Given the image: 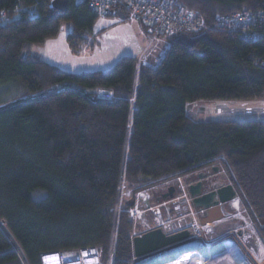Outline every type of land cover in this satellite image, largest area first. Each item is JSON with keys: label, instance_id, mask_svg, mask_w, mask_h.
I'll return each instance as SVG.
<instances>
[{"label": "trees", "instance_id": "trees-1", "mask_svg": "<svg viewBox=\"0 0 264 264\" xmlns=\"http://www.w3.org/2000/svg\"><path fill=\"white\" fill-rule=\"evenodd\" d=\"M89 1L62 12L51 0H0L11 17L0 22V85L16 91L0 101V221L27 263L95 247L104 264H139L129 214L138 194L212 165L227 171L264 245V120L188 113L196 101L264 99V38L177 34L156 69L124 56L107 71L72 73L33 51L65 24L74 52L93 46L99 17ZM180 1L206 18L264 9V0ZM114 13L128 19L124 8ZM0 264H24L1 228Z\"/></svg>", "mask_w": 264, "mask_h": 264}, {"label": "built area", "instance_id": "built-area-1", "mask_svg": "<svg viewBox=\"0 0 264 264\" xmlns=\"http://www.w3.org/2000/svg\"><path fill=\"white\" fill-rule=\"evenodd\" d=\"M89 7L100 18L106 17L115 10L124 8L128 12L130 21L144 26L148 35V43L138 57V69L148 67L156 69L163 61L166 53L172 47V38L181 33L198 34L206 31H222L237 34L245 40H259L264 38V9H242L231 13H216L213 17L206 18L199 12L184 6L180 0H90ZM31 14H34L31 13ZM11 19L6 10L0 11V22L5 23ZM99 97L112 99L114 94L110 91L100 92ZM264 99L248 102L220 101L214 108L218 116H238L233 119H248L246 117L264 114ZM175 196L164 200L161 205H166L173 200L189 202L187 187L179 179L175 185ZM139 198L144 194L139 193ZM147 210L154 212L153 228L170 229L172 222L165 218L158 206L142 208L138 203L129 209L130 216L135 224L144 222ZM205 214V210L201 211ZM203 220L193 218L181 229L190 228L193 238L204 242V237L212 223H202ZM174 229V228H172ZM236 231L244 234L245 229L240 227ZM135 235H140L135 233ZM229 242L232 240H228ZM113 256L111 264H113ZM41 264H104L97 248L89 247L72 252H43L40 255ZM175 262V261H174Z\"/></svg>", "mask_w": 264, "mask_h": 264}, {"label": "crops", "instance_id": "crops-1", "mask_svg": "<svg viewBox=\"0 0 264 264\" xmlns=\"http://www.w3.org/2000/svg\"><path fill=\"white\" fill-rule=\"evenodd\" d=\"M72 31H73V26L70 24H65L62 27L61 32L56 37L46 40L41 45L34 46L33 51L37 55H39L44 61L56 65L61 69H64L72 73H84V72H93V71H107L113 68L117 64V62L124 56H132L138 58L140 53L148 43V35L142 24L130 20H123L121 17L116 16L115 13L97 19L93 28V37L91 39L94 40L93 41L94 45L86 46L79 53H76L71 49L69 42L67 40L68 34L71 33ZM99 34H103L102 39H100L99 45L95 46V43L100 36ZM112 41L114 48L109 49L108 43ZM197 103L198 101L193 102L188 106V113L190 107L192 113L195 111L194 115H191L192 118L197 121L211 120V119H206V120L196 119V111L199 110L205 112V106H202V104H197ZM179 179L186 186L183 177H180ZM210 184L212 183L210 182L209 185ZM228 184H231L229 176H228V183L226 185ZM214 185L216 186L215 187L216 189L222 187L217 182H215ZM188 194H189V202H185V200H173L171 202H168L166 205H161V203H163L164 200L158 201V198H160L158 197L157 198L158 203L152 205L150 202V198L145 197L141 199L138 198L137 203L142 208H149L150 206H158V210L160 211V213L165 218L169 219L172 222V226L170 229L167 228H160V229H162L167 235H170L184 231V229H181L183 227L182 224L189 223L194 217L198 218L199 220H204L207 218L206 213L205 214L201 213L202 210H205L206 212L207 208H205L202 205L196 204L197 206H200L202 208L200 210H195L193 205L195 203L194 198L190 195L189 192ZM171 203H173L174 205L172 206V208H170ZM182 204L186 206L187 208L186 211H181L179 209L181 207L180 205ZM238 206H240L243 210L242 212H244V209L237 196L231 199L230 203L227 204L223 203L221 207L224 215L222 218L214 221L212 225L208 228L207 233L204 237L205 238L204 242H199L194 238L190 239L189 241H193L194 243L197 242L198 246L200 248L202 247V249L212 248L214 254L226 250L227 247L233 250L235 249L238 250L240 254L244 256V258L246 257V255L247 256L249 255L251 260L258 263L262 261L261 260L262 258L259 257L260 256L264 257V245L259 237L256 238L257 252L256 251L254 252L253 248L249 245V243H246L245 240L243 239L242 232L236 231L237 227H234V225L229 226L228 230L222 232L215 231V229L218 228L219 225L229 224L230 223L229 221H231V219L236 220V222L231 221L232 223L238 224V222L240 221L238 218L239 217L238 213L236 212L235 214H233L232 212L227 211V209L229 208L238 209ZM165 208L168 209L169 211H172L171 212L172 214L169 213L165 215L166 212ZM150 211H152L151 220L148 219V214ZM154 215L155 214L153 210L146 211L144 222H138L137 224H135V229L133 232L134 236H136L135 233L140 234L137 236H141L150 230L158 229V228H153ZM231 233H233L235 238L230 239L232 241L229 242L228 241L229 239H226L224 237H226L225 235H229ZM251 233L254 232L252 231ZM191 237L192 236H190V238ZM189 241H185V243H188ZM174 249L176 248H173L171 250H166L165 252H161V253L154 252L148 255H144L139 260V263L160 264L158 263V260H162V259L167 260L165 256H168L171 253V251H173Z\"/></svg>", "mask_w": 264, "mask_h": 264}, {"label": "rangeland", "instance_id": "rangeland-1", "mask_svg": "<svg viewBox=\"0 0 264 264\" xmlns=\"http://www.w3.org/2000/svg\"><path fill=\"white\" fill-rule=\"evenodd\" d=\"M119 17H121V15H119ZM99 35L100 36L97 40L98 42L96 41L95 46L99 45L100 39H102L103 34H99ZM108 47H109V49L114 48L113 47V41L108 43ZM13 88L10 87V85H0V101H4V100L13 98L16 95V91L13 90ZM219 102L220 101H212V100L198 101L197 104H202V106H205V112L199 111V110L196 111V119H199V120H206V119L224 120V119L239 118L238 116H218V115H216L214 113V108L217 104H219ZM194 113H195V111L192 113L191 107H190L189 115L190 116L194 115ZM246 118L264 120V114H257V115L249 116ZM206 173L208 176L207 179L217 182L220 186L226 185L228 183V174H227V171L225 170V168L223 166H214L212 168H207ZM201 174L202 173H200V172L197 173L196 171H194L192 173H188L185 176H183V180L186 184L187 190H188L189 186L192 185L198 179V177ZM179 178H180V176L173 178L171 180H168V181H164L162 183H154L153 185L150 186V188L147 191L141 192L144 194L143 198L149 197L152 205L157 204L158 203L157 198L161 197L167 191L169 186L176 185ZM188 192H189V190H188ZM122 195L128 196V193L126 192V190L123 191ZM193 203H194V201H193ZM227 203H230V201L226 202L225 204H227ZM193 205H194L195 210H200L202 208L200 206H197L195 203ZM172 206H174L173 203H171L170 208H172ZM180 206L181 207L179 209L181 211H186L187 208L184 204H182ZM165 211H166L165 215L169 214V213L172 214L171 213L172 211H169L166 208H165ZM227 211L232 212L233 214H235L237 212L238 216H239L238 218L240 221L238 222V224H235V223H232L231 221L236 222V220L231 219V221H229L231 223V225H230V223L219 225V227L216 228L215 231L216 232H222V231L228 230L229 226H232V225H234V227H237V229H239L240 227H243L245 229V232L243 234V239L245 240L246 243H249V245L253 248L254 252L255 251L257 252V250H256V246H257L256 238H258V235L255 232L256 229H254L255 230L254 231L252 226L250 225L251 222H250L248 215L245 212H242L243 210L240 206H238V209L229 208V209H227ZM148 219L149 220L152 219V211L149 212ZM182 226L184 227L185 224H182ZM187 230L191 233L190 236H192L191 237V239H192L193 238L192 230H190V228H188ZM252 231L254 233H251ZM248 232H249V234H248ZM225 236L226 237H224V238H226V239L235 238L233 233H231L229 235H225ZM229 245H231V244H229ZM165 258L167 260L163 259L165 261L162 264H173V263L177 264V260H181L182 264H264V257H262V256L259 257V258H262L261 259L262 261L257 263V262H254L253 260H251L249 255L248 256L246 255V257L244 258V256H242L238 250H235V249L233 250V249L228 248V247L226 248V250H223L220 253L214 254L212 248L202 249L198 246L197 242L194 243L193 241H189L183 247H177L176 249L171 251V253L168 256H165Z\"/></svg>", "mask_w": 264, "mask_h": 264}, {"label": "water", "instance_id": "water-1", "mask_svg": "<svg viewBox=\"0 0 264 264\" xmlns=\"http://www.w3.org/2000/svg\"><path fill=\"white\" fill-rule=\"evenodd\" d=\"M69 1L70 0H51L50 6L62 12H67ZM201 177L202 175L199 176V178ZM207 182L210 183L211 181L207 179ZM202 185L203 182L200 181L196 184L190 185L188 190L190 195L194 198L195 204L202 205L207 208V218L204 219L202 223H213L223 217L224 213L221 205L233 199L236 196V191L232 184H228L218 189L212 191L208 190L203 193ZM175 191V185L169 186L167 192L158 198V201L173 198L175 196ZM0 228L10 238L15 250L18 252L24 264H28L17 243L10 236L1 221ZM190 239V232L188 230L167 235L162 229L158 228L150 230L141 236H136L134 238V251L137 256H144L154 252L161 253L164 250H171L176 245L185 243V241H189Z\"/></svg>", "mask_w": 264, "mask_h": 264}, {"label": "flooded vegetation", "instance_id": "flooded-vegetation-1", "mask_svg": "<svg viewBox=\"0 0 264 264\" xmlns=\"http://www.w3.org/2000/svg\"><path fill=\"white\" fill-rule=\"evenodd\" d=\"M212 167H214V165L209 166V167H205L203 170H198V171H196L197 173H199V172L202 173V174H201L202 177H201V178L198 177V179H197L193 184H196V183L202 181V182H203V185H202L203 193H204V192H207L208 190H209V191H210V190L212 191V190H215V189H216V188H215L216 186L214 185V183H215L214 181H211V180H210L211 183H212V184H210V185L208 184L209 182H207V177H208V176H207V173H206V169H207V168H212ZM208 180H209V179H208ZM167 190H168V189H167ZM166 192H167V191H166ZM166 192H165V193H166ZM175 192H176V191H175ZM203 193H202V194H203Z\"/></svg>", "mask_w": 264, "mask_h": 264}, {"label": "clouds", "instance_id": "clouds-1", "mask_svg": "<svg viewBox=\"0 0 264 264\" xmlns=\"http://www.w3.org/2000/svg\"><path fill=\"white\" fill-rule=\"evenodd\" d=\"M49 252L60 253L61 251H49ZM55 264H59L58 261Z\"/></svg>", "mask_w": 264, "mask_h": 264}, {"label": "bare ground", "instance_id": "bare-ground-1", "mask_svg": "<svg viewBox=\"0 0 264 264\" xmlns=\"http://www.w3.org/2000/svg\"><path fill=\"white\" fill-rule=\"evenodd\" d=\"M57 10V9H56ZM201 246V245H200ZM202 248V247H201ZM175 264V263H173ZM177 264H182V261L181 260H177Z\"/></svg>", "mask_w": 264, "mask_h": 264}]
</instances>
